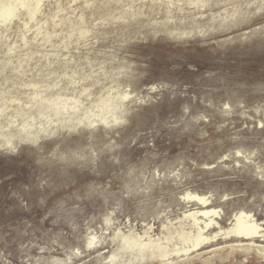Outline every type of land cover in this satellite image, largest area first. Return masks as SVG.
Returning a JSON list of instances; mask_svg holds the SVG:
<instances>
[{"label": "rangeland", "instance_id": "obj_1", "mask_svg": "<svg viewBox=\"0 0 264 264\" xmlns=\"http://www.w3.org/2000/svg\"><path fill=\"white\" fill-rule=\"evenodd\" d=\"M2 107L0 264H264V0H0Z\"/></svg>", "mask_w": 264, "mask_h": 264}, {"label": "bare ground", "instance_id": "obj_2", "mask_svg": "<svg viewBox=\"0 0 264 264\" xmlns=\"http://www.w3.org/2000/svg\"><path fill=\"white\" fill-rule=\"evenodd\" d=\"M4 109H5L4 107L0 108V131L3 130L4 127H6L8 125V123L10 122L7 117L5 118ZM28 131H29V134H25L24 132H20L18 134V137L19 138L20 137L21 138H30L32 136H36L35 130H32V128L28 129ZM188 197L192 198V199L194 198V197H191L190 195H188ZM197 199H199L205 203V198L200 197ZM212 214H217V212L213 211ZM186 215H188V214H186ZM190 216L194 217V219H195V214H191ZM246 217H248V215L241 213L240 217L236 218L238 221L235 224L234 229L231 230V232H229V233L237 234L239 236L254 235L255 231H253L250 228L248 229L247 227H244L242 224V222L244 220H246ZM196 226L197 225H195V227ZM183 234H185V237H184L185 240H187V239L192 240L193 242H195L197 244H199L200 242H202L204 240L202 234L199 232L196 234H192L191 232H190V234H187V233H183ZM153 240H154V238H153ZM153 240L144 241L143 238H141V237H134V236L130 237L129 236V237H125V244H126V247H128V249L140 248L142 251H144V253H146L147 251L150 250L151 252H153V255L156 259H162V260L167 258L172 253H174V254H180V253L188 254L192 250V249H182L180 247H175V248L169 249V247L167 245L165 246L161 242V240H158V241L155 240L156 242ZM254 246L260 247V244L254 245L251 243H240V244H236V245H231L232 252L230 254H224V253L215 254L208 259H204V261L208 264H214L218 260H220V261L224 260L225 261L229 258V256H232L235 254L234 250L239 251L240 253L243 254V256L247 257L248 255L250 256V254L254 251ZM194 249H195V247H194ZM258 255H260L261 257L264 258V249H262V251L258 250ZM198 256L199 255H197V256H189L188 255V256H186L185 259L183 258V260L180 262V264H193V262L197 259Z\"/></svg>", "mask_w": 264, "mask_h": 264}, {"label": "water", "instance_id": "obj_3", "mask_svg": "<svg viewBox=\"0 0 264 264\" xmlns=\"http://www.w3.org/2000/svg\"><path fill=\"white\" fill-rule=\"evenodd\" d=\"M38 141V140H37ZM37 141L33 142V143H36ZM25 143V142H24ZM19 144H22V143H19Z\"/></svg>", "mask_w": 264, "mask_h": 264}]
</instances>
